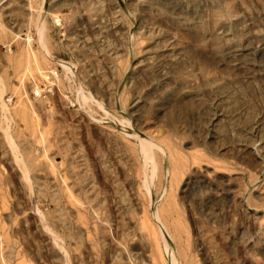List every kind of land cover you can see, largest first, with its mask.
<instances>
[{
	"label": "rangeland",
	"instance_id": "obj_1",
	"mask_svg": "<svg viewBox=\"0 0 264 264\" xmlns=\"http://www.w3.org/2000/svg\"><path fill=\"white\" fill-rule=\"evenodd\" d=\"M0 25V264H264V0Z\"/></svg>",
	"mask_w": 264,
	"mask_h": 264
},
{
	"label": "bare ground",
	"instance_id": "obj_2",
	"mask_svg": "<svg viewBox=\"0 0 264 264\" xmlns=\"http://www.w3.org/2000/svg\"><path fill=\"white\" fill-rule=\"evenodd\" d=\"M0 28H3L2 25H0ZM1 30H2V29H1ZM3 30H4V29H3ZM5 36H6V35H4V37H5ZM232 56H233V55H232ZM232 56H231V57H232ZM235 57H236V56H235ZM232 61H235V60H232ZM236 64H237V63H236ZM236 64H232V65H236ZM46 77H47V76H46ZM0 90H1V89H0ZM33 91H34V92H38V89H37V88H36V89H33ZM1 94H2V93H1V91H0V96H1ZM3 104H4V103H3ZM3 109H4V108H2L1 110L3 111ZM6 109H7V108H6ZM2 111H1V112H2ZM3 113H5V112H3ZM8 120H9V119H8ZM126 122H127V121H126ZM147 147H148V146H146V147L144 146L145 153L148 152V151H147ZM149 152H150V150H149ZM147 154H148V153H147ZM147 154H145V155H147ZM40 156H41V155H40ZM147 156H148V155H147ZM43 157H44V155H43ZM147 158H148V157H146V159H147ZM21 163H22V162H21ZM22 165H23V164H22ZM138 191H139V190H138ZM55 200H56V199H55ZM142 220H143V219H142ZM141 223H142V222H141ZM141 229H142V228H141ZM153 236H154V235H153ZM153 240H154V239H153ZM117 243H118V242H117ZM156 247H157V246H156ZM159 253H160V252H159ZM161 256H162V255H161ZM160 258H161V257H160ZM162 259H163V258H162ZM196 264H197V263H196Z\"/></svg>",
	"mask_w": 264,
	"mask_h": 264
}]
</instances>
